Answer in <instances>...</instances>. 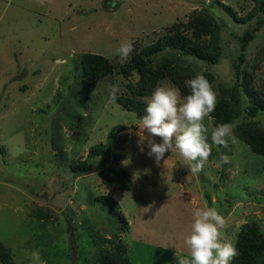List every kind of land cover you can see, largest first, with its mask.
Segmentation results:
<instances>
[{
	"label": "rangeland",
	"instance_id": "374dc122",
	"mask_svg": "<svg viewBox=\"0 0 264 264\" xmlns=\"http://www.w3.org/2000/svg\"><path fill=\"white\" fill-rule=\"evenodd\" d=\"M209 7L221 26L218 64L175 57L179 67L195 75L212 73L219 92L236 84L238 38L259 15L240 23L226 8L245 19L256 7L250 0H0V242L16 264H33V252L39 253L40 264H73V248L76 264H83L94 255V233L124 243L131 264H177V253L188 257L183 238L190 231L193 209L203 207H215L225 217L223 242L235 246L246 224L256 225L264 235V157L234 132L226 147L212 146L204 170L193 175L188 168L192 162L178 153H166L157 165L147 154V132L138 135L140 118L117 103L138 76L127 80L117 69L91 93L82 91L84 54L119 64L116 49L121 41L148 47L169 27ZM263 49L264 25L247 48L240 85L249 72L252 85L264 90V62L253 68ZM162 83L177 88L170 80ZM110 85L119 88L115 99ZM246 94L241 88L243 109L248 106ZM249 121L264 125V114L254 119L244 115L239 123ZM204 123L209 135L213 119ZM118 125L127 130L102 159L103 167L75 174L71 164L85 160L90 148L105 143ZM221 154L231 162L221 164ZM115 155L131 176L130 191L104 182L114 176ZM99 196L118 202L127 231H120L109 210L96 201ZM38 208L49 209L53 220L35 218Z\"/></svg>",
	"mask_w": 264,
	"mask_h": 264
},
{
	"label": "trees",
	"instance_id": "16d2710c",
	"mask_svg": "<svg viewBox=\"0 0 264 264\" xmlns=\"http://www.w3.org/2000/svg\"><path fill=\"white\" fill-rule=\"evenodd\" d=\"M256 4L254 12L245 19L226 8L235 21L240 23L248 22L258 12V18L254 25L245 30L238 38L240 44V55L234 69L236 72V84L231 88H222L217 93V105L210 117L213 119V127L221 123L231 124L235 136L244 142L250 150L264 157V125L259 122H241L244 115L254 119L264 114V90H259L252 85V74L246 72L240 85V72L246 62V51L254 40L257 32L264 25V0H250ZM211 7L203 8L194 12L187 22L174 24L167 29V33L156 43L137 48L133 43L134 50L127 62L115 64L113 60L87 53L82 56V78L81 86L85 94L91 93L93 87L120 70L127 80L138 76L139 79L128 85V93L125 96L116 98L117 103L126 111L136 113L141 118L145 113L146 102L143 100L151 96L156 86L166 80L173 82L183 96L189 94L185 81L193 78L195 74L189 68H181L178 65L176 56H190L202 60L208 64H218L221 54L219 34L221 26L217 18L211 13ZM118 61L119 57L116 58ZM264 62V49L258 59L254 61L253 68L256 69L259 63ZM212 84L214 75L210 72L202 73ZM246 91L248 106L241 107L242 98L240 89ZM127 130L126 126H115L108 134L107 141L94 145L90 148L85 160H76L71 164L75 174H92L103 167L102 159H107L111 154V147L117 136ZM211 139V132L209 134ZM120 156L113 157L117 165L112 170L111 178H104L105 184L111 187L130 191L132 181L130 174L120 166ZM96 201L109 210L110 214L118 222V227L123 233L128 230L129 224L122 213L118 202L110 196H99ZM34 217L46 222L53 220L52 213L48 210L38 208ZM92 244L95 249L94 255L84 259L83 264H131L127 246L97 233L92 235ZM238 255L231 261V264H264V235L256 225L246 224L239 232L235 245ZM76 249L73 248V264L77 260ZM0 264H16L13 261L10 250L0 242Z\"/></svg>",
	"mask_w": 264,
	"mask_h": 264
},
{
	"label": "clouds",
	"instance_id": "9594fccd",
	"mask_svg": "<svg viewBox=\"0 0 264 264\" xmlns=\"http://www.w3.org/2000/svg\"><path fill=\"white\" fill-rule=\"evenodd\" d=\"M133 50L131 41H121L116 49L120 63L127 62ZM185 86L189 94L183 97L175 86L167 83L156 86L146 100L138 135L141 137L147 132V154L157 165L166 160V153H178L184 161L192 162L188 168L194 175L204 170L213 145L227 146L233 126L221 123L212 128L209 143V129L204 121L216 109L217 93L201 73L186 80ZM118 91V86H109L112 99ZM157 137L161 142H156ZM220 162L229 164L230 157L221 154ZM225 224V217L215 207L193 209L190 231L183 238L188 257H180L177 253L174 256L177 264H231L238 252L232 242L222 241L221 229ZM30 258L33 264H40L38 252H33Z\"/></svg>",
	"mask_w": 264,
	"mask_h": 264
}]
</instances>
